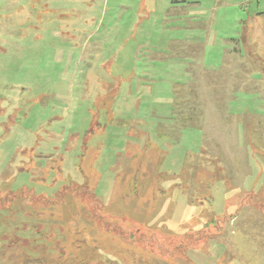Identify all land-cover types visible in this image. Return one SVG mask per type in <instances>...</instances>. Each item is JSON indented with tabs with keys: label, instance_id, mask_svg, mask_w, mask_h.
Listing matches in <instances>:
<instances>
[{
	"label": "rangeland",
	"instance_id": "rangeland-1",
	"mask_svg": "<svg viewBox=\"0 0 264 264\" xmlns=\"http://www.w3.org/2000/svg\"><path fill=\"white\" fill-rule=\"evenodd\" d=\"M263 185L264 0H0V264H264Z\"/></svg>",
	"mask_w": 264,
	"mask_h": 264
},
{
	"label": "trees",
	"instance_id": "trees-1",
	"mask_svg": "<svg viewBox=\"0 0 264 264\" xmlns=\"http://www.w3.org/2000/svg\"><path fill=\"white\" fill-rule=\"evenodd\" d=\"M243 191H244V189H242L239 193H243ZM190 201H191V199H190ZM189 201V202H190ZM192 202V201H191ZM101 223V225H104L105 223L104 222H100ZM104 223V224H103Z\"/></svg>",
	"mask_w": 264,
	"mask_h": 264
},
{
	"label": "crops",
	"instance_id": "crops-1",
	"mask_svg": "<svg viewBox=\"0 0 264 264\" xmlns=\"http://www.w3.org/2000/svg\"><path fill=\"white\" fill-rule=\"evenodd\" d=\"M198 11L203 12V10H202V9L200 10V8L198 9ZM263 186H264V185H263ZM244 213H245V211H244ZM246 213L248 214V212H246Z\"/></svg>",
	"mask_w": 264,
	"mask_h": 264
}]
</instances>
